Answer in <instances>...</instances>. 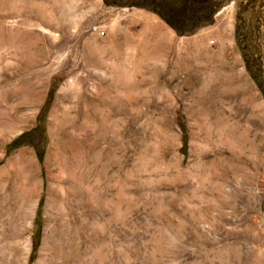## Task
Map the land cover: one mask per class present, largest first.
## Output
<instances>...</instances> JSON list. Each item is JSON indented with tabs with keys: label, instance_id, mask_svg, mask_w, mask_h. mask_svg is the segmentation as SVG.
Wrapping results in <instances>:
<instances>
[{
	"label": "rangeland",
	"instance_id": "rangeland-1",
	"mask_svg": "<svg viewBox=\"0 0 264 264\" xmlns=\"http://www.w3.org/2000/svg\"><path fill=\"white\" fill-rule=\"evenodd\" d=\"M244 1L228 0L211 24L180 35L158 14L120 2L38 0L55 27L63 22L66 30L39 29L56 38L59 49L53 53L47 45L43 58L19 51L12 66L0 69V103L19 91L32 99L20 112L29 118L0 132V264H264V90L236 39ZM19 7L8 0L6 27L21 25ZM146 16L174 34V48L161 70L138 65L132 71V98L124 94L115 115L112 93L106 107L95 101L103 96L91 75L96 49L110 51L129 34L140 37ZM245 18L255 37L256 20L249 13ZM227 19L232 50L221 52ZM259 24L263 34L264 8ZM201 39L214 54L204 63L211 70L196 66L176 74L180 43L193 48ZM105 54L114 59L111 51ZM52 83L43 141L7 153L12 140L36 127ZM94 108L100 119L93 118ZM38 147L44 148L42 161ZM195 166L203 168L202 190ZM61 167L73 170L64 188L75 223L66 233L59 210ZM219 213L220 226L193 222Z\"/></svg>",
	"mask_w": 264,
	"mask_h": 264
},
{
	"label": "bare ground",
	"instance_id": "bare-ground-1",
	"mask_svg": "<svg viewBox=\"0 0 264 264\" xmlns=\"http://www.w3.org/2000/svg\"><path fill=\"white\" fill-rule=\"evenodd\" d=\"M13 1H17L20 4L17 13L22 16V20L20 26L11 29L6 27L5 24V18H7L8 14L7 12H4V9H6L5 7L8 4V0H0V69L9 68L10 66H12V60L18 59L20 55L19 51L22 52V55L25 54V58L34 57V52L35 55L37 53V56L40 55L43 58L44 56H46L45 53L47 52V45L49 46V49L52 52L59 49L60 44L56 41V38L44 35L43 33L39 32V29H43L47 32L56 29H61L63 31L66 30L63 26H61L63 22H61L58 27H55L54 16L51 12L45 10V7L38 3V0ZM144 18L147 26L140 37L135 38L128 33L129 35L125 36L124 39H122L121 41H117V43L113 45L114 47L110 50L111 54L114 57L113 60H106L107 57L105 53H107L108 55V52L110 51H106L102 48L99 49L100 47L96 49L97 51H99V55H96L95 59L93 60L95 70L93 73H91V75L97 80H99V85H97L99 89H102L103 96H101L100 98L95 97V101L101 107H106L108 105L107 96L112 93L114 100L113 102L115 104V115H118L120 113L118 105L122 101V98L124 97L123 95L126 94L128 98H132L131 90L134 87V83L132 80V71H134L138 65H144L146 67H153L155 69L161 70L167 62L166 58L168 53H170L169 51L174 48V34H172V32H170V30H168L162 23L152 18L151 16H146ZM224 22L225 24L221 29V52H227L228 50H232L230 38V20L227 19ZM44 26L48 27L49 29L45 28ZM205 41V39H201V42L196 43L193 48L187 47V42H181V45H178L180 49L183 50V56L181 57V59H179V61H177L173 65L175 67L176 74H179L183 70L189 72L191 68H194L196 66H198V68L200 67L199 70L201 71L202 69L206 70L207 68H210L206 67L204 63L210 58H212L214 54H211L212 51L210 53L209 48L206 51L207 44L205 43ZM212 43H214V41ZM187 45L189 46V44ZM125 49H128L129 51H125ZM138 53L141 55L139 56ZM216 55L218 56V54ZM221 57L222 55H219V58ZM209 70H211V68ZM102 71L104 73H101ZM119 81L120 83L119 85H117L116 83H118ZM0 83H3V81L0 80ZM13 98H16L15 105L12 104V102L14 101ZM29 100H32L29 94L26 95L22 92L20 93L19 91L18 93L13 92V94L7 96L6 99L0 103V132L10 129L14 123L23 122L24 120H27L29 118L28 113H20L23 104L27 103ZM99 114L100 113L98 108H94L92 111L93 118L100 119ZM206 138L207 137L205 135H202L201 141H205ZM206 157L207 155L205 153L201 154V160H204ZM244 164L249 166L253 165L246 159ZM202 169L203 168L199 166L194 167V170L198 177V185L200 190H202V188L206 185ZM233 169V172H235L239 169V167L235 166L231 170ZM3 172L4 170H0V177L2 176ZM72 175L73 170L71 168H67L66 170H64L61 167V175L59 181L61 187L59 210L61 215L60 218L63 221L62 223L64 233L70 231L72 229L73 224L75 223L73 210L68 200V194L64 188L69 182H71ZM217 184L219 187L221 185L220 181H218ZM223 206V204L219 205L220 208H222ZM221 217H223L221 213H219L217 218H213L212 220L209 219L210 217L208 215H198L194 218L193 222H200V224L201 222H204V228L210 229L215 227L216 224L217 226H220V223L222 221ZM22 218L24 217L22 216Z\"/></svg>",
	"mask_w": 264,
	"mask_h": 264
},
{
	"label": "trees",
	"instance_id": "trees-1",
	"mask_svg": "<svg viewBox=\"0 0 264 264\" xmlns=\"http://www.w3.org/2000/svg\"><path fill=\"white\" fill-rule=\"evenodd\" d=\"M106 3L120 2L121 6L139 7L158 14L174 31L180 35L193 34L200 28L211 24L216 14L228 0H104ZM264 8V0H246L238 5L236 19V39L245 60L248 71L255 80H259V86L264 90V33L259 30L261 10ZM250 14V20L255 22V37L251 35L247 25L245 14ZM259 50L258 54L254 49ZM256 67L254 70L253 68ZM55 92L52 83L46 101L38 115L35 128L26 131L7 146V153L25 145L37 147L45 136V117ZM184 148L187 146V130L182 126ZM36 133H38L36 135ZM36 135V137H35ZM37 156L43 160L44 148H37Z\"/></svg>",
	"mask_w": 264,
	"mask_h": 264
}]
</instances>
